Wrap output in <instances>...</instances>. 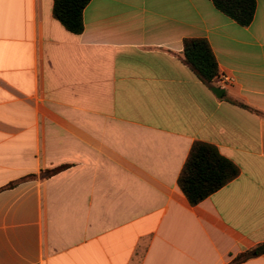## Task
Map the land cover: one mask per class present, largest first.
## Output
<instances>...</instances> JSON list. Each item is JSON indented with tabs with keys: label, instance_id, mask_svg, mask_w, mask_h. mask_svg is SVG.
Listing matches in <instances>:
<instances>
[{
	"label": "crops",
	"instance_id": "1",
	"mask_svg": "<svg viewBox=\"0 0 264 264\" xmlns=\"http://www.w3.org/2000/svg\"><path fill=\"white\" fill-rule=\"evenodd\" d=\"M53 7L0 0V264H230L264 243V0L249 27L212 0H91L80 35ZM185 39L230 82L200 81ZM197 142L240 174L192 206Z\"/></svg>",
	"mask_w": 264,
	"mask_h": 264
},
{
	"label": "trees",
	"instance_id": "2",
	"mask_svg": "<svg viewBox=\"0 0 264 264\" xmlns=\"http://www.w3.org/2000/svg\"><path fill=\"white\" fill-rule=\"evenodd\" d=\"M91 0H54L53 15L72 34L84 31L83 12ZM215 7L242 27H249L256 13V0H212ZM183 62L205 85L220 75L216 58L206 39H185L182 54ZM243 107H246L243 105ZM247 108V107H246ZM69 165L43 171L41 178L52 177L67 169ZM240 174L239 168L223 157L218 149L207 143L193 145L187 162L179 177V187L192 206H196L216 193ZM28 176L21 181L34 179ZM20 182L12 183L8 188ZM264 255V243L238 255L230 264L244 263Z\"/></svg>",
	"mask_w": 264,
	"mask_h": 264
},
{
	"label": "built area",
	"instance_id": "3",
	"mask_svg": "<svg viewBox=\"0 0 264 264\" xmlns=\"http://www.w3.org/2000/svg\"><path fill=\"white\" fill-rule=\"evenodd\" d=\"M231 80V78L226 75V74H220L216 79L215 81L217 82V84L223 86V85H226L227 83H229Z\"/></svg>",
	"mask_w": 264,
	"mask_h": 264
},
{
	"label": "water",
	"instance_id": "4",
	"mask_svg": "<svg viewBox=\"0 0 264 264\" xmlns=\"http://www.w3.org/2000/svg\"><path fill=\"white\" fill-rule=\"evenodd\" d=\"M213 91H214V93L217 94L219 97H221L222 94H223V92H224V90H223L222 88H219V87H217V88H213Z\"/></svg>",
	"mask_w": 264,
	"mask_h": 264
}]
</instances>
